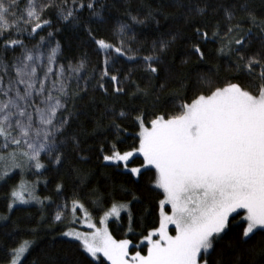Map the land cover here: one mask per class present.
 Returning a JSON list of instances; mask_svg holds the SVG:
<instances>
[{"label":"snow or ice","instance_id":"snow-or-ice-1","mask_svg":"<svg viewBox=\"0 0 264 264\" xmlns=\"http://www.w3.org/2000/svg\"><path fill=\"white\" fill-rule=\"evenodd\" d=\"M125 3L130 5V0ZM173 6L187 7L199 17H205L208 10L207 3L193 8L183 0H173ZM111 7L106 0H0V182L16 169L21 176L43 175L41 170L48 169L46 159L57 167L69 164L78 182L86 186L88 177L71 163L73 153L79 161L89 160L72 128L79 118L76 102L88 96L90 87L105 96L142 99L151 103L150 110L135 104L128 111L106 108V114L114 117L109 128L116 133L125 131L118 120L127 119L130 112L136 113L132 119L140 129L139 146L121 151L112 143L108 149L111 154L100 151L103 161L123 167L136 178L142 176V170L155 169L154 187L162 190L163 199L158 202V227L148 231L141 241L147 242V254L138 250L131 253L129 249L138 245L130 239H116L108 228L109 219L114 218L118 225L126 224L129 233L134 232L133 226L138 225L140 217L132 211L133 202L143 201L131 189L126 193L131 196L130 201H112L107 210L103 197L94 192L97 199L90 203L103 211L98 221L101 226L91 222L92 216L85 209L84 219L92 231L70 229L62 235L79 241V247L92 258L99 259L102 254L111 264H219L212 259L216 246L227 231L240 227L241 222L246 224L239 233L241 244L247 245L257 237L264 239V16H257L248 0H243L239 9L235 5L224 7L223 24L206 20L197 24L185 16L199 41L192 47L199 61L207 63L200 45L206 48L214 43L219 45L216 56L226 57L228 62L227 68L217 64L206 73H198L193 83L192 69L172 74L164 65L163 54L175 43L179 31L161 33L158 40L152 41L147 55L139 54L140 47H132L140 43L136 26L154 24L159 28L157 17L167 20L172 14L166 15L161 7L142 4L146 15L141 19L129 6L125 12L127 20L117 19L111 28L113 40L98 39L88 22L95 18L98 25H108L106 13ZM84 11L88 13L87 21L82 20ZM238 11L246 13L245 17L237 20ZM51 16L75 29L83 25L97 46L100 67L88 71L86 54L75 64L60 63L61 44L56 40L53 47L54 33L48 31L53 26ZM245 22L249 24L247 29L243 27ZM37 37L38 42H28ZM254 42H258L255 48ZM124 64L142 65L149 82L161 79L162 67L166 75L160 83L142 88L132 79L134 68L125 70ZM170 83L185 89V93L188 89L195 92L192 97L170 93L181 101L179 112L173 115L156 111L159 94ZM90 102L95 105V97ZM97 131H101L98 121ZM137 154L142 155L143 163L129 167ZM63 187L57 185L58 194H62ZM34 189L35 184L23 179L13 187L9 212L17 204L35 201L43 205L44 200L34 194ZM167 206L170 211H166ZM56 209L54 220L62 222L63 210L75 215L84 209V204L72 200L69 207L65 201ZM240 210H244V215L236 221L233 214L240 215ZM145 211L151 214L150 209ZM122 213H126L123 224ZM8 219L0 217V221ZM170 225L175 226V235L170 234ZM32 243L24 241L14 249L11 264H20Z\"/></svg>","mask_w":264,"mask_h":264},{"label":"trees","instance_id":"trees-1","mask_svg":"<svg viewBox=\"0 0 264 264\" xmlns=\"http://www.w3.org/2000/svg\"><path fill=\"white\" fill-rule=\"evenodd\" d=\"M183 2L192 5L193 8L197 5L204 6L207 3L206 16L199 17L194 11L190 13L187 7H174L173 0H130V5L126 4L125 0H106V3L112 6L111 11L106 13L109 16L110 23L108 25H98L95 18H93L88 22V26L93 29L98 39L113 40L111 28L117 19L127 20L125 12L129 6L132 13L138 15L141 19H144L146 15V12L141 8L142 4L151 5L153 8L161 7L166 15L172 14L171 18L166 20L158 16L157 19L160 20L159 28L154 24H149L146 27L136 26V39L140 43L133 44L132 47L133 49L140 47L141 52L139 54L147 55L149 54L152 41L158 40L161 33L179 31L180 35L175 43L171 45L167 53L163 54L164 65L168 72L172 74L185 73L192 69V80L194 83L198 73H206L212 65L217 64L227 68L228 62L226 57L216 56L215 52L219 45L214 43L208 44L206 48L204 44L200 45L202 50L205 51L207 63L199 61V57L192 52L193 45L199 43V41L191 24L185 22V16H190L197 24L201 20H206L213 24L216 22L223 24L225 22L224 7L235 5L239 9L243 0H183ZM248 2L250 7L257 10V16H264V11H261L264 0H248ZM21 7H23V4H21ZM245 15L246 13L238 11L237 20L242 19ZM49 18L53 20V26L48 31H52L55 37L52 46H55L56 40L61 44L62 57H58L60 63L65 64V66H67L69 61L75 64L79 58L86 54L88 71L93 67H100L101 56L97 52V46L88 37L83 25L79 29H75L69 23L57 20L55 16ZM82 20H88L87 11L83 12ZM235 22L233 21V23ZM243 27L247 29L249 24L245 22ZM56 29L60 30L56 31ZM40 35L46 36L47 33L40 32ZM38 39L37 37L36 40L28 42L36 43ZM45 45H47V41ZM257 46L258 42H254L253 47ZM184 60H187L188 63L182 64ZM123 67L125 70L134 68L132 79L136 80L142 88H150L151 83H160L166 75L165 68L162 67L159 73L161 79L149 82L143 72L142 65L124 64ZM81 75H85V73H81ZM222 75H227V72H222ZM75 88L76 84L73 81L72 89ZM172 92L186 94L187 97L195 95L193 89H188L187 93H185V89L170 83L169 88L159 94V103L156 106L157 112L166 113L167 115L179 112L178 104L181 101L171 96L170 93ZM91 97H95V105L90 102ZM76 103L75 111L79 113V118L73 122L72 128L77 131L82 141L83 155L87 156L89 160L88 162L79 161L76 159L75 153H73L71 163L79 167L82 174L88 177L87 185H81L78 182L69 164L66 163L63 167H57L51 165L45 159L44 162L48 164V169L46 171L41 170L43 175L26 174L29 179L39 181L37 183V193L39 197L46 199L44 204H17L9 212V194L13 187L18 186L23 179L19 169L11 172L6 181L0 182V217H9L6 221H0V264L10 262L13 258V250L17 249L24 241L33 243L23 256L20 264H110L102 256H99V259L92 258L79 247V241L71 240L62 235L68 228L74 226L70 210H63L65 218L62 222L54 220L57 210L56 205L67 201L70 207L72 200L83 203L93 216L99 217L102 215L103 211L96 209L90 203V200L97 199V196L93 195L94 192L103 197L105 210L110 207L112 201L122 203L130 201L132 199L131 196L126 195L129 189L140 196L143 201V203L133 202L132 211L140 217L138 225L133 226V233L127 231L126 224L120 226L115 222L114 218L109 220L108 227L115 238L130 239L133 242H137L140 238L147 235L148 231L158 226V202L163 199V195L162 190L154 187L155 169L142 170V176L136 178L128 174L123 167L117 168L111 162L103 161L100 151V149H104L103 154H111L108 149L112 143H116L121 151H130L139 146L138 134L140 129L132 119L136 113L130 112L127 119L118 120V123L125 131L116 133L112 128H109V124L114 117L106 114L107 107L128 111L131 105L135 104L138 107L150 110L152 108L151 103L146 104L139 98L133 101L127 96H105L100 91H93L91 87L89 88L88 96L83 100H78ZM97 121L101 126V131H97ZM133 161L134 163L130 162L129 165L140 164L142 156L133 157ZM59 184L64 186L62 194H58L56 190ZM146 209L151 210L150 215L146 213ZM166 210L169 211L170 207L167 206ZM233 215L236 221H240L244 215V210H240V215ZM125 216L126 213H122V224ZM245 226L246 224L241 222L240 227H234L227 231L223 241L216 246V252L212 258L214 261H219V264H264V239L257 237L247 245L241 244L239 233L242 227ZM146 246L147 244L140 245V250L145 252ZM134 248L136 247L131 248V250L133 251Z\"/></svg>","mask_w":264,"mask_h":264},{"label":"rangeland","instance_id":"rangeland-1","mask_svg":"<svg viewBox=\"0 0 264 264\" xmlns=\"http://www.w3.org/2000/svg\"><path fill=\"white\" fill-rule=\"evenodd\" d=\"M131 151V150H130ZM137 155H140V154H137ZM136 155V156H137ZM142 156V155H141ZM143 163V157H142V162L140 163V164H134V165H129V167H139L141 164ZM40 179V178H39ZM39 179H37V180H39ZM23 180H25L26 182H28L29 184H35V189H34V194L39 198V199H41V200H44V202L46 201V199H44V198H41V197H39V195H38V193H37V183H36V180H31V179H29L27 176H26V174L23 176ZM32 204H38V205H40L39 203H37V202H35V201H32L30 204H28V205H32ZM170 207V206H169ZM85 209L87 210V208L84 206V209H79V210H77L76 211V213H75V215H72V222L74 223V226H72V227H70V228H68L65 232H67L68 230H70V229H74V230H76V231H79V232H90V231H92V229H90L89 227H88V223L89 222H86L85 221V219H84V212H85ZM166 211H168V210H166ZM170 211V210H169ZM87 212L88 213H90L88 210H87ZM91 214V213H90ZM91 216H92V220H91V222H94V223H97V226L99 227V226H101L99 223H98V221L100 220V218L103 216V214L102 215H100L99 217H95V216H93L92 214H91ZM110 219H112V218H110ZM109 219V220H110ZM109 222V221H108ZM158 227V226H157ZM174 225H170L169 226V232H170V234H172V235H175V231H174ZM109 228V227H108ZM152 230V229H151ZM150 230V231H151ZM172 230V231H171ZM173 231H174V233H173ZM144 237V236H143ZM143 237L142 238H140V240L139 241H137V242H133V245H138V247L140 246V245H143V244H147V242L146 241H144L143 243H141V241H143ZM154 239L156 238V237H153ZM117 239V238H116ZM119 240V239H118ZM138 247H136V248H134L133 249V251L131 250V248L129 249V251L131 252V253H133L134 254V252L135 251H140L141 253H142V255H146L147 254V246H146V251L144 252V251H142V250H140V247L138 248ZM99 256H102L103 257V255L102 254H100ZM22 258H23V256L21 257V260H22ZM106 260H107V258L106 257H104ZM21 260H20V262H21ZM108 261V260H107ZM110 264H111V261H108ZM6 264H11V261L10 262H8V263H6Z\"/></svg>","mask_w":264,"mask_h":264},{"label":"bare ground","instance_id":"bare-ground-1","mask_svg":"<svg viewBox=\"0 0 264 264\" xmlns=\"http://www.w3.org/2000/svg\"><path fill=\"white\" fill-rule=\"evenodd\" d=\"M74 222V221H73Z\"/></svg>","mask_w":264,"mask_h":264}]
</instances>
